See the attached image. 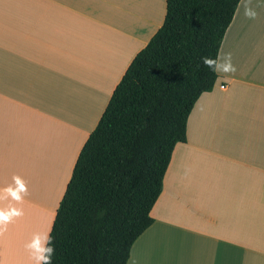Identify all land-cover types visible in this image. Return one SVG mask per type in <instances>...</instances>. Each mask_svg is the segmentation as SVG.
<instances>
[{"label": "crops", "instance_id": "crops-1", "mask_svg": "<svg viewBox=\"0 0 264 264\" xmlns=\"http://www.w3.org/2000/svg\"><path fill=\"white\" fill-rule=\"evenodd\" d=\"M243 5L218 53L236 71L195 102L126 264H264V0H251L255 19ZM165 14L166 0H0V209L22 212L0 264H33L25 245L50 232L81 148ZM14 177L19 202L3 191Z\"/></svg>", "mask_w": 264, "mask_h": 264}, {"label": "trees", "instance_id": "trees-1", "mask_svg": "<svg viewBox=\"0 0 264 264\" xmlns=\"http://www.w3.org/2000/svg\"><path fill=\"white\" fill-rule=\"evenodd\" d=\"M240 0H166L161 27L133 58L81 148L50 235L52 264H126L188 116L217 74L215 59Z\"/></svg>", "mask_w": 264, "mask_h": 264}, {"label": "clouds", "instance_id": "clouds-1", "mask_svg": "<svg viewBox=\"0 0 264 264\" xmlns=\"http://www.w3.org/2000/svg\"><path fill=\"white\" fill-rule=\"evenodd\" d=\"M245 16L250 19H255L256 11L251 6V0H244ZM202 63L217 73H234L236 71L233 63L231 53H224L218 55L215 59L210 57H202ZM16 187H9L4 189L7 196H11L13 200L22 201V194L27 193V189L19 177H14ZM6 198V197H3ZM22 215V212L15 207L8 209H0V235L7 230V225L14 217ZM25 248L30 254L33 264H52V257L55 254L54 239L49 233H36L33 235L31 241L25 245Z\"/></svg>", "mask_w": 264, "mask_h": 264}, {"label": "rangeland", "instance_id": "rangeland-1", "mask_svg": "<svg viewBox=\"0 0 264 264\" xmlns=\"http://www.w3.org/2000/svg\"><path fill=\"white\" fill-rule=\"evenodd\" d=\"M120 73L116 74V76H118Z\"/></svg>", "mask_w": 264, "mask_h": 264}]
</instances>
